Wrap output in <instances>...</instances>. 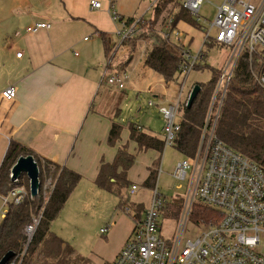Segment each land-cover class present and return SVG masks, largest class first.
I'll return each mask as SVG.
<instances>
[{"label":"built area","instance_id":"built-area-1","mask_svg":"<svg viewBox=\"0 0 264 264\" xmlns=\"http://www.w3.org/2000/svg\"><path fill=\"white\" fill-rule=\"evenodd\" d=\"M204 2L205 0H183L182 7L186 8L194 19L197 18L198 22ZM89 4L91 10L101 9L103 1L90 0ZM216 7V15L209 29L199 24V30L203 29V36L195 53H192L188 42H184L185 33L180 29L178 22L173 23V15L163 32L165 38L184 45L182 53L187 61L179 66L184 80L177 96L173 101L159 107L164 121L162 138L165 147L176 145V136L181 130V110L184 104L187 106L193 89L192 86L185 92L187 80L195 70L194 66L206 61L204 51L208 49V44L215 43V47H227L230 52L219 66L221 72L218 84L196 151L193 156L184 157L179 161L172 173L174 179L180 182L186 181L191 175L184 206H181L175 216L179 221L176 237L173 239L160 235V217L166 205L163 193L155 182L149 189L152 192L149 205L143 216L136 221L131 237L114 261L103 264H264V171L253 159L230 148L218 137L216 128L235 66L243 54L249 53L251 63L255 60L261 63L262 70L254 72V78L260 87L264 88V0H221ZM109 10L116 19L119 18L112 2ZM142 18L143 16L134 19L131 23L120 21L122 29L118 30L117 34L122 37L123 42L138 30ZM50 26L49 22H37L27 26L26 31L35 34L43 29L50 30ZM21 55L22 51L17 57ZM104 71L106 75L108 71ZM126 78V72L114 74L107 78V82L111 86L124 88ZM16 95L14 86L6 87L2 92L5 100H14ZM149 104L153 105L154 102ZM54 186L52 182L45 184L46 202L50 199ZM138 189L137 184H131L129 195L134 196ZM0 195L4 211L9 203L18 205L28 196H32L30 187L25 185L15 186L7 195ZM196 201L218 211L220 218H214L207 223L193 221L192 224L199 228L198 233L182 244ZM125 209L129 211V207ZM43 212L44 209L33 215L28 223L25 229L27 244L32 242ZM101 232L105 233L106 229H101ZM26 250L27 246L23 251L15 253L8 264H24Z\"/></svg>","mask_w":264,"mask_h":264},{"label":"crops","instance_id":"crops-1","mask_svg":"<svg viewBox=\"0 0 264 264\" xmlns=\"http://www.w3.org/2000/svg\"><path fill=\"white\" fill-rule=\"evenodd\" d=\"M89 1L0 0V168L10 142L16 141L30 148L40 159L70 168L82 179L95 183L103 162L112 163L117 151L124 146L130 151V132L126 142L120 138L114 147L108 143L112 118L117 116L119 108L113 114L105 113L106 93L112 95L117 91L112 93L109 88H102L104 84L117 87L107 82L108 77L117 73H110V66H104L107 58L103 55L102 34L113 48L117 23L127 18L121 16L122 8L118 10L115 0H102V8L96 10L90 9ZM111 2L119 15L117 19L109 10ZM37 22L51 23L50 30L28 33L27 26ZM178 25L186 34L184 42L193 39V43L194 38L187 36L183 26H194L182 20ZM79 33L93 36L78 39ZM83 41L87 47L82 54L74 53L76 47L85 44ZM188 45L192 50V45ZM129 48L118 65L122 62L125 67L133 60L130 53L134 47ZM20 51L22 55L17 57ZM118 65H115L118 74L126 72L128 75L127 70ZM143 69L146 74L151 71L144 64ZM104 70L108 71L106 75ZM161 84L164 91H155L153 86L148 89L161 100L158 104H149L158 110L173 101L180 89V86L175 88L169 97L167 92L172 85L163 78ZM8 86L17 90L14 100L2 97ZM120 96L117 94V99ZM128 179L140 186L130 178L129 172ZM2 206L0 195V221L7 212Z\"/></svg>","mask_w":264,"mask_h":264},{"label":"trees","instance_id":"trees-1","mask_svg":"<svg viewBox=\"0 0 264 264\" xmlns=\"http://www.w3.org/2000/svg\"><path fill=\"white\" fill-rule=\"evenodd\" d=\"M183 0H156L150 8V16H143L140 27L129 38L133 47L141 39L150 40L149 48L144 52V66L156 73H159L167 83L177 80L181 75L179 66L187 62L183 57L184 45L172 39L165 38L163 32L168 20L173 15L174 24L180 20L190 23L196 28H200L199 23L191 16L186 8L182 7ZM175 9L178 11L175 13ZM128 23L134 21L133 18L126 19ZM123 21V20H121ZM105 43V54L111 51L112 44L105 34H102ZM215 47V43L208 44L207 51ZM133 58V57H132ZM209 67L206 61L197 63L195 70H202ZM233 77L230 80L224 103L222 105L217 124V135L230 148L236 150L245 157L253 159L264 171V88H261L254 78V72L262 70L259 60L250 62L249 53H245L235 66ZM212 77L205 83H197L201 86V91L191 107L184 104L181 110V125L175 140L176 147L184 157L193 156L198 140L201 136L202 127L206 120L207 111L212 102V97L221 68L209 67ZM119 114V109L117 111ZM123 126L113 119L108 143L115 146L121 138ZM130 140L138 146V151L154 149L162 152L165 148L163 138L149 134L137 124L129 125ZM32 155L39 165L41 187L39 195L36 197L28 196L21 204L9 203L6 207V214L0 221V260L9 251L19 253L26 246V256L24 264H74L78 263V258H73V248L57 234L51 231L52 222L57 218L70 198L71 192L78 186L82 177L74 170L68 169L56 163H51L37 157L30 149L22 146L16 141H11L8 152L0 168V194L7 195L15 186L30 187L29 179L18 181L11 179V169L15 162L23 156ZM136 155L129 151L128 146L120 148L112 163L103 162L97 179L96 186L116 195L119 199L118 206L125 210L131 208V196L128 189L132 182L128 179V172L135 164ZM156 170L149 168V177L143 186L152 188L156 182ZM52 182L55 186L50 199H44V186ZM44 209L40 225L33 236L31 243L27 244L28 239L25 229L31 221L33 215H37ZM180 207L176 209L175 216L179 213ZM143 208V212H144ZM130 215V214H128ZM131 216V215H130ZM142 214H136L134 221L139 220ZM214 218H220L218 211L202 204L194 202L190 220L198 223H207ZM37 256V257H35Z\"/></svg>","mask_w":264,"mask_h":264},{"label":"rangeland","instance_id":"rangeland-1","mask_svg":"<svg viewBox=\"0 0 264 264\" xmlns=\"http://www.w3.org/2000/svg\"><path fill=\"white\" fill-rule=\"evenodd\" d=\"M155 1L115 0V4L118 10H120V7L124 10H120L122 14L120 15L125 17V19H140L142 16H145V18L150 16V7ZM220 3L221 0H205L201 6L200 18H198L197 23L209 29L216 15V5ZM175 11L177 12L178 10L175 9ZM117 24L119 25L117 31L121 30V22ZM183 28L187 36L194 38L193 43V39L188 41L192 45V50H198L202 42L203 29L199 30L192 26H183ZM84 36L92 39L93 35L90 33L77 34L78 39ZM115 40L116 43H113V48L111 47L110 56L107 57L105 53L103 55L107 58L104 66H110V73L114 72L118 74L119 70L115 65H118L124 59L125 54H128L130 51L129 47H133L132 44L136 40L130 42L129 39H126L123 42L122 37L118 34L115 35ZM83 43L85 44H80V46L74 49V53L82 54L84 48L87 47L86 42L83 41ZM149 45L150 40L141 39L137 41L134 50H131L132 53H130L133 55V60L125 67L122 65V62L118 65V68H125L128 72L123 90H120L119 86L110 88L104 84L102 87L103 89L109 88V91L112 93L113 91H117L118 95L119 93L121 94L119 99H117V94H114L115 92L112 95L109 92L106 93L108 95L105 101H108V105L105 106V113L113 114L119 108V114L113 116L112 119L123 126L122 142H126L129 137V125L131 123L142 126L143 130L157 137L161 136V129L164 126V121L158 108L149 106V102L151 101L155 104L161 101L159 97L154 96V92L148 90L149 87L153 86L155 91H164L161 84V75L152 70L149 74H146L147 71L143 69L144 52L147 47L149 48ZM207 53L206 58L209 67L222 65L225 58L230 54L227 47L219 46L212 48ZM113 56L116 58L114 57L112 60ZM209 67L192 71L187 80L186 89L194 87L197 83L203 84L209 81L212 77ZM183 80L184 76L181 75L178 76L177 80L169 83L172 85L167 92L169 97L173 95L175 88H179L182 85ZM129 146L131 153L136 155V162L130 168L129 176L133 181L140 184L137 194L131 196V203L128 204L131 207L129 211L118 206L119 199L116 195L99 189L93 181L84 178L71 192L72 194L63 207L64 209L61 214L52 222L51 231L72 246L73 258L75 260L78 258V263L74 262V264H103L104 262H112L116 259L120 250L131 237V233L136 225V221L132 217L139 213L143 216V208L145 210L151 200L152 192L149 190V186L144 187L142 185V182L145 181L148 166H152L156 170V182L165 199L166 207L160 217V235L173 239L176 237L179 221L175 217V213L178 207L184 206L183 204L189 192L191 175L186 181L180 182L174 179L172 173L176 164L184 159V155L176 145L165 147L162 152H157L154 149L139 152L137 145L132 141H129ZM26 178L28 179L26 173H24L22 179ZM192 223L194 222L191 221L187 225L182 244L198 233L199 228ZM101 229H106V232H101Z\"/></svg>","mask_w":264,"mask_h":264},{"label":"water","instance_id":"water-1","mask_svg":"<svg viewBox=\"0 0 264 264\" xmlns=\"http://www.w3.org/2000/svg\"><path fill=\"white\" fill-rule=\"evenodd\" d=\"M200 91L201 86L196 84L188 97L189 100L187 103V108L193 105ZM24 173H26L30 181V194H32L33 197L38 196L41 187V181L39 178L40 169L38 163H36L32 155L20 157L15 162L14 166L11 169V179L13 181H17ZM14 254L15 252L12 250L7 252L5 256L0 260V264H8L15 256Z\"/></svg>","mask_w":264,"mask_h":264}]
</instances>
